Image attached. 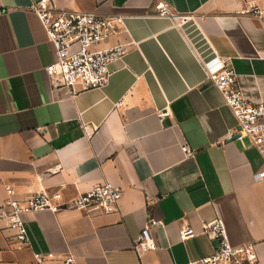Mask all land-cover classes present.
Wrapping results in <instances>:
<instances>
[{
  "label": "crops",
  "instance_id": "crops-1",
  "mask_svg": "<svg viewBox=\"0 0 264 264\" xmlns=\"http://www.w3.org/2000/svg\"><path fill=\"white\" fill-rule=\"evenodd\" d=\"M57 7L123 14L105 49L128 46L101 88L54 86L57 59L35 0H0V205L45 190L66 202L109 181L119 209L64 208L24 216L30 245L0 225V264H38L37 253L77 264H188L216 252L203 224L221 217L233 245L254 243L264 264V157L227 138L236 118L208 71L228 60L248 99L264 102V0H52ZM171 6L179 24L157 15ZM257 10L263 14L256 15ZM172 112L163 121L157 110ZM192 151L185 156L182 145ZM160 246L134 249L149 219ZM193 227L196 237L183 240Z\"/></svg>",
  "mask_w": 264,
  "mask_h": 264
},
{
  "label": "built area",
  "instance_id": "built-area-1",
  "mask_svg": "<svg viewBox=\"0 0 264 264\" xmlns=\"http://www.w3.org/2000/svg\"><path fill=\"white\" fill-rule=\"evenodd\" d=\"M31 10L40 18L49 41L56 50V61L46 67L47 74L54 86H62L72 92L104 87L111 75V64L121 60L128 51V46L118 44L108 48L101 45L120 33L125 27L123 14L100 15L95 12L71 11L59 8L52 0L35 1ZM157 15L167 17L179 24L176 11L165 3L157 5ZM256 15L263 13L255 10ZM209 79L220 91L225 103L231 108L237 124L228 131L227 138L237 136L238 140L248 138L264 157V102L248 99L243 94L235 69L230 61L221 62L220 68L208 71ZM168 106L158 109L161 121L170 117ZM185 156L192 153L184 143ZM256 180H264V168L255 175ZM8 198L0 205V225L3 230H11L16 242L21 246L30 245L24 216L39 211L57 212L64 208L89 210L97 208L105 213L119 209L123 190L109 181L97 183L91 190L81 193L75 199L65 201L60 192L50 194L42 190L27 197H19L15 189L8 187ZM160 223L149 219L135 241L134 249L140 255L160 248L151 234V229ZM193 227L181 230L183 240L198 235ZM202 234L219 241V247L212 255L192 260L188 264H257L259 257L254 243L235 246L230 240L226 222L218 217L203 224ZM38 264H77L73 254L58 255L55 252L37 253Z\"/></svg>",
  "mask_w": 264,
  "mask_h": 264
},
{
  "label": "water",
  "instance_id": "water-1",
  "mask_svg": "<svg viewBox=\"0 0 264 264\" xmlns=\"http://www.w3.org/2000/svg\"><path fill=\"white\" fill-rule=\"evenodd\" d=\"M35 1H39V0H35ZM236 139H238L237 136H235V137L232 138V140H236ZM217 244L219 245V241H217Z\"/></svg>",
  "mask_w": 264,
  "mask_h": 264
}]
</instances>
